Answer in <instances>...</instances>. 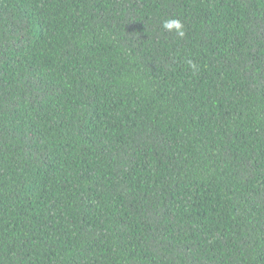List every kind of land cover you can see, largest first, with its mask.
Segmentation results:
<instances>
[{
	"label": "trees",
	"instance_id": "obj_1",
	"mask_svg": "<svg viewBox=\"0 0 264 264\" xmlns=\"http://www.w3.org/2000/svg\"><path fill=\"white\" fill-rule=\"evenodd\" d=\"M0 264H264V0H0Z\"/></svg>",
	"mask_w": 264,
	"mask_h": 264
},
{
	"label": "clouds",
	"instance_id": "obj_2",
	"mask_svg": "<svg viewBox=\"0 0 264 264\" xmlns=\"http://www.w3.org/2000/svg\"><path fill=\"white\" fill-rule=\"evenodd\" d=\"M163 27L169 31H175L180 37H183L185 35V32L183 30V24L179 19L166 20L163 24ZM192 66L195 67V65Z\"/></svg>",
	"mask_w": 264,
	"mask_h": 264
}]
</instances>
